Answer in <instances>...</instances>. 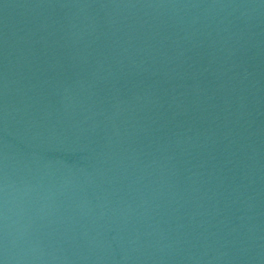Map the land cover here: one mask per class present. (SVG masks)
Instances as JSON below:
<instances>
[{
    "label": "water",
    "instance_id": "95a60500",
    "mask_svg": "<svg viewBox=\"0 0 264 264\" xmlns=\"http://www.w3.org/2000/svg\"><path fill=\"white\" fill-rule=\"evenodd\" d=\"M0 264H264V0H0Z\"/></svg>",
    "mask_w": 264,
    "mask_h": 264
}]
</instances>
